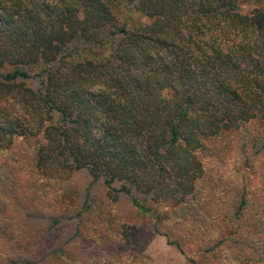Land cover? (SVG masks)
Segmentation results:
<instances>
[{"label":"trees","instance_id":"1","mask_svg":"<svg viewBox=\"0 0 264 264\" xmlns=\"http://www.w3.org/2000/svg\"><path fill=\"white\" fill-rule=\"evenodd\" d=\"M253 121L264 0H0V153L35 140L42 179L86 170L159 224L152 206L194 196L204 143ZM37 258L71 262L62 246Z\"/></svg>","mask_w":264,"mask_h":264},{"label":"rangeland","instance_id":"2","mask_svg":"<svg viewBox=\"0 0 264 264\" xmlns=\"http://www.w3.org/2000/svg\"><path fill=\"white\" fill-rule=\"evenodd\" d=\"M34 149L35 140L16 138L0 153V264H40L38 251L58 246L71 258L61 264H264L261 122L206 141L194 196L174 210L152 206L165 218L159 224L125 196L110 201L86 170L59 183L42 179Z\"/></svg>","mask_w":264,"mask_h":264}]
</instances>
